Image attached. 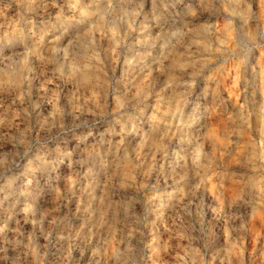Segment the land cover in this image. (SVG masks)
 Segmentation results:
<instances>
[{
    "label": "clouds",
    "instance_id": "1",
    "mask_svg": "<svg viewBox=\"0 0 264 264\" xmlns=\"http://www.w3.org/2000/svg\"><path fill=\"white\" fill-rule=\"evenodd\" d=\"M0 264H264V0H0Z\"/></svg>",
    "mask_w": 264,
    "mask_h": 264
}]
</instances>
